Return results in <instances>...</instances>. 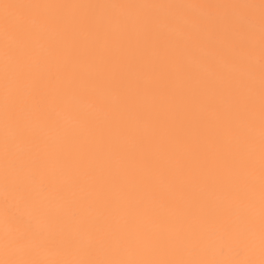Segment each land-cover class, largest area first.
<instances>
[{"label":"bare ground","instance_id":"obj_1","mask_svg":"<svg viewBox=\"0 0 264 264\" xmlns=\"http://www.w3.org/2000/svg\"><path fill=\"white\" fill-rule=\"evenodd\" d=\"M0 264H264V0H0Z\"/></svg>","mask_w":264,"mask_h":264}]
</instances>
